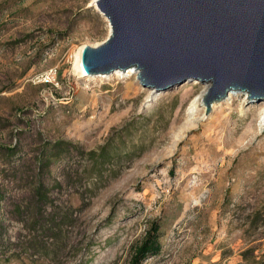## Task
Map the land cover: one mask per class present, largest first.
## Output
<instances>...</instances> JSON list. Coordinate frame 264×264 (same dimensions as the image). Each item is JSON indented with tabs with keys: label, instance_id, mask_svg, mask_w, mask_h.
Returning <instances> with one entry per match:
<instances>
[{
	"label": "rangeland",
	"instance_id": "rangeland-1",
	"mask_svg": "<svg viewBox=\"0 0 264 264\" xmlns=\"http://www.w3.org/2000/svg\"><path fill=\"white\" fill-rule=\"evenodd\" d=\"M94 1L0 0V264H128L153 227L142 264H264V101L188 120L204 84L81 78L110 33Z\"/></svg>",
	"mask_w": 264,
	"mask_h": 264
},
{
	"label": "water",
	"instance_id": "water-1",
	"mask_svg": "<svg viewBox=\"0 0 264 264\" xmlns=\"http://www.w3.org/2000/svg\"><path fill=\"white\" fill-rule=\"evenodd\" d=\"M110 25L99 46H84L87 76L136 71L156 97L184 82L209 85L206 115L230 91L264 101V0H96ZM206 117V116H205Z\"/></svg>",
	"mask_w": 264,
	"mask_h": 264
},
{
	"label": "trees",
	"instance_id": "trees-1",
	"mask_svg": "<svg viewBox=\"0 0 264 264\" xmlns=\"http://www.w3.org/2000/svg\"><path fill=\"white\" fill-rule=\"evenodd\" d=\"M61 145L62 143L59 142L51 146L49 149H46L47 146H44L42 148V155L36 161L37 165L40 167L45 164L44 162L50 161L54 157L53 151H55L56 148L60 150L62 148ZM39 188V183L36 184L33 188L36 195H41ZM152 229V232H149L146 237L139 243V245L134 249L128 264H142V262L148 256H155L160 252L161 245L159 241V236L157 234L158 229L156 227H153Z\"/></svg>",
	"mask_w": 264,
	"mask_h": 264
},
{
	"label": "bare ground",
	"instance_id": "bare-ground-1",
	"mask_svg": "<svg viewBox=\"0 0 264 264\" xmlns=\"http://www.w3.org/2000/svg\"><path fill=\"white\" fill-rule=\"evenodd\" d=\"M96 0L94 1V4H95ZM108 27L110 29V25L108 23ZM82 47L78 50V52L76 53L75 55V61H74V64H73V71L79 75L81 78H95L93 76H87L85 75L83 69H82V66H81V52H82ZM113 75H121L122 76V73L121 72H114L110 75H107L108 77L109 76H113ZM107 76H96V77H99V78H102V77H107ZM123 76H126V77H129V76H136V71H133L132 69H129L127 70L125 73H123ZM205 88L200 92L199 95H197L195 98L192 99V101L190 102L188 108H187V118L188 120H192L195 115L197 114V111L199 110L200 107L202 108H206L205 105H204V102H203V97L204 95L206 94L208 88H209V85H205L204 86ZM244 95L245 93H242L240 91H230L227 93V95L225 96V98L223 100H221L220 102H213L211 105H210V111H211V108H214L215 105H218V104H221L223 103L224 101H226L227 99H231L232 97H235L237 95ZM157 98L156 95L154 94L153 95V92H151V94L148 96V99L150 100H153ZM261 111V110H260ZM260 126L264 125V108L262 109L261 111V115H260Z\"/></svg>",
	"mask_w": 264,
	"mask_h": 264
}]
</instances>
